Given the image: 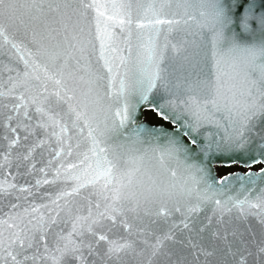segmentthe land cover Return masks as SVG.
Masks as SVG:
<instances>
[{
    "label": "snow or ice",
    "instance_id": "obj_1",
    "mask_svg": "<svg viewBox=\"0 0 264 264\" xmlns=\"http://www.w3.org/2000/svg\"><path fill=\"white\" fill-rule=\"evenodd\" d=\"M189 22L210 80L186 55ZM9 46L21 63L0 71V264H264V188L226 195L202 162L260 123L249 161L264 163V0H0ZM142 104L179 135L138 124ZM41 185L54 192L36 203Z\"/></svg>",
    "mask_w": 264,
    "mask_h": 264
},
{
    "label": "water",
    "instance_id": "obj_2",
    "mask_svg": "<svg viewBox=\"0 0 264 264\" xmlns=\"http://www.w3.org/2000/svg\"><path fill=\"white\" fill-rule=\"evenodd\" d=\"M191 25V31L187 35L188 45L186 55L190 57L191 62L195 65L196 72L200 74L201 80H210L211 79V59H210V50L207 46L206 41L201 42L195 25L192 22H189ZM205 35H209L207 31ZM261 37L257 35L256 37H249L246 35H242L239 37V40L242 44H252V43H260ZM223 48H227L230 46L229 41H224L221 45ZM11 51L10 46L8 48H0V71L3 70V66L6 64H11L12 66H17L21 62L17 60L14 56H9V52ZM2 100V98H0ZM146 111H152L157 115L158 118L163 120L165 124H154L151 123L148 119L145 118ZM133 118L135 121L143 125L146 130H156L153 135H159L162 130L164 133L179 135L180 125L178 123H173L170 120L163 119L154 108H152L149 104H142L133 114ZM261 127L260 123H257L256 130L248 137V141L242 148H237L235 146L231 147H222L219 150H214L206 159H203V164L209 172V178L213 181L220 182L223 181L222 184L217 183V187L225 191L226 195H236L239 193L241 197L244 192L251 190V198H254L259 191L264 188V178L260 175V170H249V171H237L233 173H229L223 176H220L218 173V167H229L231 165L237 164L243 168H250L256 164L264 163H256L250 164L249 157L256 155L260 151L261 140L259 135V129ZM209 131L211 129H208ZM23 130H21V136H23ZM147 140V136L143 137ZM184 141L187 143V138L182 137ZM159 142L162 144L164 142V137L160 136ZM39 155H37V160H39ZM257 159H261L257 156ZM42 165H38L40 167ZM249 173H254L255 175L249 176ZM227 178V179H225ZM27 180L28 183L34 184L33 176H28L25 178H17L16 182L18 184L25 183ZM254 182V183H253ZM241 185H243V189H241ZM35 191V189H34ZM45 192H54V189L48 185H41L39 189V193L35 195L34 199L36 203H45L46 200L43 199V194ZM26 195V194H25ZM211 206H209L210 209ZM209 209H206L205 212H201L199 214L200 218L206 214ZM153 219H156L153 217ZM172 219L178 221L181 219L178 215L172 217ZM226 219H230V217H226ZM159 227L163 228L164 225L157 221ZM230 227H233L237 230L239 234H243L245 237L248 235L249 231L259 232V225L255 222V220L249 221H236L233 220ZM187 234L186 232L184 233ZM176 235L179 237L181 235L180 232H177ZM169 247H172L171 241L166 242ZM254 250V249H253ZM251 259V258H249ZM259 257H257V261Z\"/></svg>",
    "mask_w": 264,
    "mask_h": 264
},
{
    "label": "flooded vegetation",
    "instance_id": "obj_3",
    "mask_svg": "<svg viewBox=\"0 0 264 264\" xmlns=\"http://www.w3.org/2000/svg\"><path fill=\"white\" fill-rule=\"evenodd\" d=\"M158 118V117H157ZM148 119V118H147ZM159 119V118H158ZM158 119L154 120V121H149L151 123H154V124H165V125H169L167 123H165L163 120L159 119L160 121H158ZM219 168H222V171L225 170L226 173L222 174L221 171L219 170ZM264 168V165H261V164H258V165H254L250 168H243L237 164H234V165H231L229 167H218V173L220 176H223V175H226V174H229V173H233V172H237V171H249V170H259V169H262Z\"/></svg>",
    "mask_w": 264,
    "mask_h": 264
},
{
    "label": "trees",
    "instance_id": "obj_4",
    "mask_svg": "<svg viewBox=\"0 0 264 264\" xmlns=\"http://www.w3.org/2000/svg\"><path fill=\"white\" fill-rule=\"evenodd\" d=\"M146 116L150 121H154V120L158 119L157 116L152 111L147 112ZM158 121H160V120L158 119ZM219 170L222 171V168H219Z\"/></svg>",
    "mask_w": 264,
    "mask_h": 264
},
{
    "label": "rangeland",
    "instance_id": "obj_5",
    "mask_svg": "<svg viewBox=\"0 0 264 264\" xmlns=\"http://www.w3.org/2000/svg\"><path fill=\"white\" fill-rule=\"evenodd\" d=\"M222 174L226 173L225 170L224 171H221Z\"/></svg>",
    "mask_w": 264,
    "mask_h": 264
}]
</instances>
